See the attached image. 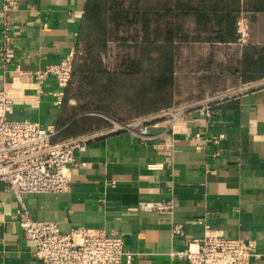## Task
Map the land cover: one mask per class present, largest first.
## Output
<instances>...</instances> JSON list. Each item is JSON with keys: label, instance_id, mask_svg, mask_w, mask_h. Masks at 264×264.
I'll return each instance as SVG.
<instances>
[{"label": "crops", "instance_id": "obj_1", "mask_svg": "<svg viewBox=\"0 0 264 264\" xmlns=\"http://www.w3.org/2000/svg\"><path fill=\"white\" fill-rule=\"evenodd\" d=\"M85 4L18 0L11 61L2 67L0 60V90L8 83L12 101L7 119L36 122L56 132L57 141L78 119L71 114L76 101L63 104L65 90L51 79L39 86L21 74L77 59ZM236 10L229 26H204L199 41L181 44L173 103L143 118L249 89L212 105L209 116L184 114L173 124L168 148L162 145L164 120L149 127L145 144L132 132L108 126L86 134L93 139L85 152L74 154L68 191L24 196L33 220L56 222L63 233L87 228L117 235L130 255L123 264H186L175 253L200 240L204 227L226 239L253 242L250 264H264V0H239ZM187 28L193 32L192 19ZM221 32L230 35L222 39ZM195 134L201 137L195 140ZM143 204L170 209L144 211ZM16 210L15 197L0 182V264H41ZM175 225L182 226L180 235L173 234Z\"/></svg>", "mask_w": 264, "mask_h": 264}, {"label": "built area", "instance_id": "obj_2", "mask_svg": "<svg viewBox=\"0 0 264 264\" xmlns=\"http://www.w3.org/2000/svg\"><path fill=\"white\" fill-rule=\"evenodd\" d=\"M17 8L18 0H2L0 8L2 67L11 61L9 35L14 23L12 14ZM74 56L56 65L45 66L21 75L39 86L51 79L57 87L65 90L71 81ZM9 88V84L5 82L0 90V182L4 184L5 191L15 197L16 214L22 218L20 226L23 237L34 245L35 258L41 264H123L125 259L129 260L130 255L117 235L107 236L102 230L87 228H72L69 232L63 233L56 222L37 221L30 217L24 204V196L67 192L70 166L75 160L74 154L85 152L93 136L85 134L53 141L57 133L42 128L36 122L8 120L6 111L12 103L7 95ZM248 89L249 86H244L237 90H229L158 112L149 118L117 124L111 131L132 132L139 143L145 144L150 138L149 127H156L158 121L164 120L166 124L162 145L168 148L171 146L169 136L173 124L184 114L196 111L203 116H209L212 105ZM192 137L198 140L201 136L195 134ZM216 141L217 138L212 139L213 143ZM140 209L167 210L170 206L143 204ZM181 229V225H175L173 234L180 235ZM254 251L253 242L226 239L204 227V234L200 240L190 242L185 250L176 252L175 255L186 264H250L251 259L255 257Z\"/></svg>", "mask_w": 264, "mask_h": 264}, {"label": "trees", "instance_id": "obj_3", "mask_svg": "<svg viewBox=\"0 0 264 264\" xmlns=\"http://www.w3.org/2000/svg\"><path fill=\"white\" fill-rule=\"evenodd\" d=\"M238 3L86 0L78 32L79 56L63 100V104L76 101L71 114L78 119L59 133L61 140L107 127L100 116L123 124L169 107L174 100L181 44L199 41L204 26H229ZM256 6L259 10L260 3ZM189 19L194 23L193 32L187 28ZM220 35L224 39L230 34ZM113 44L116 54L109 64Z\"/></svg>", "mask_w": 264, "mask_h": 264}, {"label": "rangeland", "instance_id": "obj_4", "mask_svg": "<svg viewBox=\"0 0 264 264\" xmlns=\"http://www.w3.org/2000/svg\"><path fill=\"white\" fill-rule=\"evenodd\" d=\"M112 51H111V55H110V59H109V64H111L112 63V60H113V57L115 56V54H116V49L115 48H112L111 49ZM203 99V98H202ZM199 100H201V99H199ZM198 99L197 100H193V101H191V102H195V101H199ZM186 103V102H185ZM188 103V102H187ZM101 118H103L107 123H108V127H109V129H111V128H113L114 126H116L117 124H121V123H119V121H116V120H113V119H110V118H107V117H104V116H100ZM131 120H128V121H125V122H123V124H125V123H128V122H130Z\"/></svg>", "mask_w": 264, "mask_h": 264}]
</instances>
